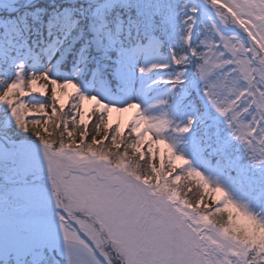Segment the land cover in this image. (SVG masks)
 I'll list each match as a JSON object with an SVG mask.
<instances>
[{"label":"snow or ice","instance_id":"obj_1","mask_svg":"<svg viewBox=\"0 0 264 264\" xmlns=\"http://www.w3.org/2000/svg\"><path fill=\"white\" fill-rule=\"evenodd\" d=\"M0 12V264H264V0Z\"/></svg>","mask_w":264,"mask_h":264},{"label":"trees","instance_id":"obj_2","mask_svg":"<svg viewBox=\"0 0 264 264\" xmlns=\"http://www.w3.org/2000/svg\"><path fill=\"white\" fill-rule=\"evenodd\" d=\"M94 128H95V123H94V120H93L87 126V131H88L87 141H90L91 140V136L96 134L95 131H94ZM49 130L51 131V128ZM77 132H79V130H77ZM57 139H58V137H57ZM65 142L67 143V139H65ZM188 187L192 188V190L190 192H187V194L190 195V197L192 196V198H191L192 201H195L196 200V196L199 195V191L196 188L195 184H191ZM184 190L186 192L188 190V188H185ZM187 197H189V196H187ZM205 200H206V197H205Z\"/></svg>","mask_w":264,"mask_h":264},{"label":"rangeland","instance_id":"obj_3","mask_svg":"<svg viewBox=\"0 0 264 264\" xmlns=\"http://www.w3.org/2000/svg\"><path fill=\"white\" fill-rule=\"evenodd\" d=\"M0 6L2 7V8H4L5 7V2L3 1V0H0ZM1 10V9H0ZM9 10H11V9H9ZM89 107H90V105H89ZM126 115V114H125ZM99 138V137H98ZM75 139L78 141L79 140V132H76L75 133ZM208 203H211V201L210 200H208L207 201Z\"/></svg>","mask_w":264,"mask_h":264}]
</instances>
